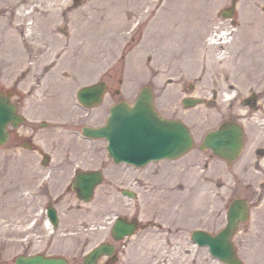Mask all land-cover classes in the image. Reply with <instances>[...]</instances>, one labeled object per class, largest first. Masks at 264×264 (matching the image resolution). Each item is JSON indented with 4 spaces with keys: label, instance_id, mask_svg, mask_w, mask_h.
I'll use <instances>...</instances> for the list:
<instances>
[{
    "label": "rangeland",
    "instance_id": "374dc122",
    "mask_svg": "<svg viewBox=\"0 0 264 264\" xmlns=\"http://www.w3.org/2000/svg\"><path fill=\"white\" fill-rule=\"evenodd\" d=\"M35 1L33 8L39 4L38 11L53 12L55 17L51 18L53 14H49V20L38 16L39 24H35L32 30L29 26L34 20L32 16L22 19L26 24L23 34L29 31L30 35L34 31L29 39L28 64L18 62L20 49L2 47L7 35L0 32V83L17 84L18 89L25 93L27 99L23 110L28 118L19 127L20 134L17 135L23 137L20 143L16 146L12 137L0 147V264H15L18 255L38 251L64 253L73 259L77 248H83L81 251L85 252L105 238L113 241L106 231L108 223L104 215L99 218L103 211L109 215V220L118 214L140 222L141 229L117 243L120 249L117 264H225L213 257L207 246L194 243L191 234L195 229L212 233L223 229L229 204L238 197L247 198L252 206L249 220L240 224L234 237L239 256L244 264H264V82L236 84L229 73L224 81L219 82L223 74L219 69L208 80L207 72H201V65L192 61L191 54L179 55L176 59L183 63L170 66L164 57L170 50L160 51L165 52L160 55L159 50L151 47L153 40L171 41L180 37L190 40L197 35L194 29L205 22L213 36L222 38L221 41H233L219 53L228 51L231 54L229 61L237 62L242 40L259 33V27L264 32V0H236L233 18L222 14L233 0ZM11 2L0 0L3 8L0 25L5 21L10 25L17 23L16 11L8 9ZM163 5L166 6L160 13ZM102 8L114 15L109 21L112 23L109 30L113 27L109 42L102 40L96 29L88 30L81 21V18L89 19ZM8 12L12 15L2 17ZM78 14L80 25L76 19ZM158 15L153 26L156 33L148 32ZM138 19L141 21L135 29L137 31L131 32ZM249 20L254 25L243 30ZM222 31L228 34L220 36ZM79 36L83 37V44L82 39H77ZM37 44L39 48L42 44L47 48L37 51L32 47ZM73 45L74 49L71 48ZM141 45L144 46L141 48ZM44 69L55 76L43 79L49 87V99H44L49 109L42 114L37 108L36 120L30 121L37 127L40 119L46 118L49 122L48 127L41 128L40 137L47 139L53 159L42 169L35 163L39 155L29 161V148L25 147L29 141L25 137L29 136V85L31 81L40 79ZM30 70L38 71L37 76H29ZM96 80H107L112 93L102 105L91 111V117L84 116V110L78 106L76 92L86 82ZM212 80L218 82L213 83ZM226 82L234 83L236 87L228 88ZM147 85L153 88L155 105L161 115L181 119L189 126L195 139L194 147L181 158L163 159L143 168L109 163L105 179L97 187L91 202H78L68 196L59 201H62L61 211L67 225V229L59 232V237L53 238L55 234L50 233L44 224L43 228H30L32 217L41 218V215H33L38 210L34 203L39 200L42 205L48 201L45 199L47 196L43 199L39 198L41 196H29V189L34 190L35 196L40 192L44 185L38 182L46 184L47 180H39L51 173L50 167L58 169L62 150L71 146L83 151L88 145L95 144L80 137L79 125L104 122L110 102L121 99L133 102L140 89ZM252 94L257 95L255 107L245 102ZM187 96L201 97L204 102L186 108L182 100ZM226 120H236L245 129L244 150L232 163L213 154L211 149L200 147L205 134ZM74 133L75 138L71 136ZM96 144L99 157L106 140L99 139ZM71 172H53L52 176L58 178L50 192L65 189L63 184H67ZM178 172H181L180 177ZM162 177L168 180L166 184ZM154 184L179 185L177 189L180 191L191 187L193 192L187 202V213L178 214L181 220L176 212H170L172 217L177 216L172 219L165 208L155 206L143 191ZM109 187L110 191H107ZM123 188L136 192L137 197L124 195ZM201 196L206 197L204 202L196 205ZM184 205L179 206L180 211ZM88 240L89 244L85 246L84 242Z\"/></svg>",
    "mask_w": 264,
    "mask_h": 264
},
{
    "label": "water",
    "instance_id": "95a60500",
    "mask_svg": "<svg viewBox=\"0 0 264 264\" xmlns=\"http://www.w3.org/2000/svg\"><path fill=\"white\" fill-rule=\"evenodd\" d=\"M230 15L231 12L225 13ZM104 92L103 85L85 87L79 92L80 100L86 105L99 103ZM200 99L186 98L183 103L191 106ZM22 120L16 115L8 98L0 95V145L8 138L6 127L10 121L17 125ZM85 134L94 137H106L109 140V154L116 162L126 160L143 165L152 159L162 157L177 158L186 153L193 145L191 133L183 122L162 118L155 110L153 92L149 87L143 88L133 105L122 101L111 108L106 125L99 128H85ZM243 128L236 122H224L218 129L210 131L204 138L202 147L211 148L221 157L234 161L244 146ZM102 181L101 172L83 173L76 181V187L91 199L95 186ZM125 194L134 196L133 192L124 190ZM249 215V205L243 199H236L228 211V224L220 232L211 234L206 230H194L192 238L200 245L209 247L213 256L227 264H243L238 258L232 236L239 222ZM137 228L135 222L119 220L113 230L116 239L126 234H133ZM113 246L102 244L90 254L88 264L104 253H112ZM92 260L91 262L88 260ZM16 264H69L65 258L20 255Z\"/></svg>",
    "mask_w": 264,
    "mask_h": 264
},
{
    "label": "bare ground",
    "instance_id": "6f19581e",
    "mask_svg": "<svg viewBox=\"0 0 264 264\" xmlns=\"http://www.w3.org/2000/svg\"><path fill=\"white\" fill-rule=\"evenodd\" d=\"M35 2H36L35 0H12L8 9L12 11V9L14 8V12L16 11L18 15L17 23L10 25L9 21H5L3 24L0 25V32L6 33L7 35V38L3 40L4 44L2 47L5 49H13V48L20 49L17 58H18V62H20L21 64L23 63L28 64L27 61L29 60L28 59L29 39L30 36L34 33V31L30 32L31 34L29 35V31L27 30L28 33L23 34L26 24L25 22H22V19H26V18L28 19V17L32 16V19L34 20H32L29 23L30 29L32 30L35 28V24H39V20L36 19H38L39 17H44L45 19L50 20L49 14H53V12L44 13L43 11H38L40 10L39 4H36L33 8V4ZM165 6L166 5L161 6L160 13L164 10ZM2 10L3 8L2 6H0V14ZM105 10L106 9L102 8L101 11L94 12L92 16L86 20L81 18V16L80 18L83 25H85L86 28H88V30L96 29V31L101 34V39L104 41L106 40V42H109V40L111 39L110 33L113 32V27L109 30V26L112 25V23L109 21L114 15L110 11H105ZM62 13L63 14L65 13L64 10L62 11ZM56 14L58 15L57 12ZM10 15L12 14L8 12L2 17L5 16L9 17ZM54 17L55 15L53 14L51 18ZM158 17L159 15L153 21L148 32L152 30L154 31L153 34L156 33V27L153 28V26H155L156 19ZM76 19H77V24L80 25L81 21L79 19V14L77 15ZM92 23H95V25L93 26ZM252 24L254 25V23H252V21L249 20V22H247L246 25L243 27V30L251 29L252 27L249 25ZM260 30L261 28L259 27L258 30L259 33H257L254 36L248 37L247 39L245 38L242 40L240 45V52L237 55V57L239 58V59L237 58V62L229 61L231 54L230 53L228 54V51H225L224 53H219L220 49L225 48L226 45H230V44L232 45L233 41L230 40L228 41L227 39L221 41L222 38H217L216 36H213V33L212 34L210 33V26L206 25L205 22L200 24L198 27L194 29L197 35H195L190 40H187L182 37H180L179 39H172L171 41L153 40L151 47L156 48V50H159L160 55H164L163 53H165V52L162 53L160 51H168L169 49L170 50L169 54L165 53L166 56L164 55V57L165 60L169 61L168 63L170 64V66L171 65L176 66L183 63V61H179L176 59L179 55L191 54V57L193 58L192 61L201 65L200 68L201 72H205V71L207 72L206 78L208 80L209 77L213 76L214 71H217L219 69L220 72L223 73L221 74L218 80L219 82L224 81L227 73H229L231 74L230 78L234 80L236 84L243 85L247 82L262 83L264 82V32L263 31L261 32ZM227 34L228 33L226 31L220 32V36H224ZM76 36L77 34L74 35L75 38ZM77 39L78 40L82 39L81 42L82 44L85 42L82 36H79ZM155 39H157V37H155ZM159 45L160 48L158 47ZM37 46L32 45L33 49H36L37 51L47 48L43 44L41 48H39L40 45L38 47ZM143 46L144 45H141L140 47L142 48ZM71 48L74 49V45ZM223 63L226 64L223 65ZM218 81H213V83H216ZM226 86L228 88L236 87L234 83H228ZM180 173L181 172H178L179 177L181 175ZM167 181L165 178H163V182L165 184ZM165 184L163 185L154 184L152 186L150 185V187L147 190H143V191L146 193V195L148 194V196L152 200V203L155 206L165 208L166 211H168L167 213H169L168 214L169 216L172 217V214L170 212L172 213L176 212L177 215L178 214L183 215L184 213H187L186 211L189 205V203L187 202H189L193 192L191 187L187 186V188L184 191H180L179 189H177L179 185H174V184L165 185ZM205 198H206L205 196H201V198L196 201V205L202 204ZM179 200L181 201L180 203ZM183 203H185V205L183 209L180 211L179 206H181ZM175 204H178V206L173 207ZM179 215H178V219L181 220V217ZM190 215H193V213H190ZM176 217L177 216H173L172 219L175 220Z\"/></svg>",
    "mask_w": 264,
    "mask_h": 264
},
{
    "label": "flooded vegetation",
    "instance_id": "af4514ba",
    "mask_svg": "<svg viewBox=\"0 0 264 264\" xmlns=\"http://www.w3.org/2000/svg\"><path fill=\"white\" fill-rule=\"evenodd\" d=\"M49 73H48V71H45V69L41 70V74L39 75L40 79L37 82L31 81V83L29 85V129H27L29 136L25 137V140L28 139V141H29V159H30L29 161L32 162L34 157L39 155V157H37L35 163L38 166L42 167L43 169L45 167H47V165L53 159V151L51 150V147L49 149L48 145L46 144L47 139L43 140L40 137V131L44 125L38 122L39 127H37L36 123L30 122V121L36 120L37 108H38V113H42V114H45V111L47 109H49L48 104L46 103L47 101L44 102V99H49V95H50L49 87L44 85V81H43V79L47 78L48 76H50L52 78L55 77V76H53L54 74H49ZM29 74H30L29 76L36 77L38 74V71L30 70ZM56 78H57V76H56ZM106 83H107V88H106L105 96L107 97V96L111 95L112 89H111V84L107 80H106ZM116 92H117V90H116ZM0 94L7 97L11 101V103H13V105H16V107L18 109L17 113L24 115L25 119H26L27 114L24 112L23 106L25 104V99H27V96L25 95L24 92H22L18 89L17 84L13 86V85H5L3 83H0ZM246 101H250V100L246 99ZM250 102H253V101H250ZM26 121H27V119L24 121V123ZM79 126L80 127L78 128V132H82L83 125H79ZM19 127H16L13 124H10L8 127L9 140L13 137V139H14L13 142L16 146L20 143V141L23 138L22 136H18L20 134V133H18ZM71 136H74L73 138L76 137L75 133L72 134ZM85 141H88L90 143H95V144L88 145L87 149H85L83 151L75 150L71 146H69L67 148V150L66 149L62 150V152L60 154V159H62L60 161L61 165L58 167L57 170L53 167H50L49 171L51 173L48 174L50 180L48 179L46 184L41 182V184L44 185V187L42 189H39L40 192H38L36 194V196L34 195L35 192L31 193V197H33V198L41 196L39 198L43 199L44 196H47L45 199L48 201L47 204H42V205H41V202L39 200H36V202L34 203L36 205V207H38V210L34 211L33 215L35 213L40 214V212H43L41 218H35L36 220H38L37 224L34 226L36 229H39L41 227L43 228L45 218L49 217V214L47 212V207L52 206L55 209H58L59 211H61L63 205H62V201H61V203H59V201L66 196H68L69 199H75L78 202L80 201V196L77 193V191L75 190L73 183L71 182L72 181L71 177H73V175L75 176V173L80 172L79 171L80 169L93 170V169L99 168V169H103L105 171V169L107 168L109 163L110 164L114 163L113 160L111 158H109V156L107 154L106 146L104 149H102L101 154L98 157L96 140H93V142H91L90 140H85ZM63 148H65V146H63ZM51 163H52V161H51ZM97 164H99V165H97ZM44 165H46V166H44ZM68 171H72V172L68 175L69 180H68L67 184L65 185V182L63 184L65 186L64 187L65 189L59 188L58 190L56 189L55 193H51L50 192L51 186L55 184L56 179L58 178L56 176H52L53 175L52 173L57 172L58 174H64ZM111 183H112V181H111ZM110 187L107 191H110ZM105 196H108V194H105ZM34 200L35 199H33L32 201L34 202ZM76 204H77V202H76ZM78 210H80V209H78ZM102 215H104L105 221L111 222L108 220L109 215L105 214L104 211L100 214V218H102L101 217ZM31 220H32V218H31ZM61 222L63 224L59 225L57 228H54L53 232H57L58 230H61L63 228L67 229V225L65 226V224H66L65 220L62 219ZM89 241L90 240L86 241L87 243L84 242V245L87 246V244H89ZM117 243L118 242L115 243V251L111 255H106V256L101 257L100 259H98V261L95 264H117L118 260H119V253H120L119 244H117ZM96 245H97V243L89 251L86 250L85 252L83 250L81 251V249H83V248L78 249L76 247L77 250H76V252H74V255H73L74 258L71 259L69 257L70 263L75 264V262H78L79 264H85V255H87ZM44 253H46V252L44 251ZM46 254H56V253H50V252L48 253L47 252ZM57 255H60V254H57Z\"/></svg>",
    "mask_w": 264,
    "mask_h": 264
}]
</instances>
